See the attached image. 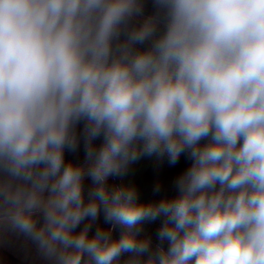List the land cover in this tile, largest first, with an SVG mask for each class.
Segmentation results:
<instances>
[{
    "label": "clouds",
    "instance_id": "obj_1",
    "mask_svg": "<svg viewBox=\"0 0 264 264\" xmlns=\"http://www.w3.org/2000/svg\"><path fill=\"white\" fill-rule=\"evenodd\" d=\"M188 163L151 198L148 159ZM34 264H264V0H0V248Z\"/></svg>",
    "mask_w": 264,
    "mask_h": 264
},
{
    "label": "crops",
    "instance_id": "obj_2",
    "mask_svg": "<svg viewBox=\"0 0 264 264\" xmlns=\"http://www.w3.org/2000/svg\"><path fill=\"white\" fill-rule=\"evenodd\" d=\"M187 161L181 157L180 163L175 167H168L166 162L155 168V162L144 159L133 165L132 174L128 179L132 180L140 188L143 198H151V186L156 180H160L166 189L170 191L171 180L187 166ZM0 264H34L30 258H25L23 249L18 245L0 248Z\"/></svg>",
    "mask_w": 264,
    "mask_h": 264
}]
</instances>
